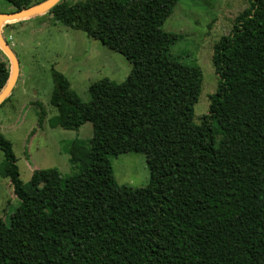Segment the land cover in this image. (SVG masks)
<instances>
[{
	"label": "trees",
	"instance_id": "1",
	"mask_svg": "<svg viewBox=\"0 0 264 264\" xmlns=\"http://www.w3.org/2000/svg\"><path fill=\"white\" fill-rule=\"evenodd\" d=\"M176 2L59 0L46 11L130 69L120 82H91L85 102L51 69L47 125L91 124L86 146L70 142L67 176L41 168L22 182L0 133V174L17 198L0 216V264H264V0H247L213 43L217 83L198 123L201 70L170 54L180 35L161 28ZM0 53L1 90L9 67ZM127 151L145 157L143 186L114 179L108 156Z\"/></svg>",
	"mask_w": 264,
	"mask_h": 264
},
{
	"label": "rangeland",
	"instance_id": "2",
	"mask_svg": "<svg viewBox=\"0 0 264 264\" xmlns=\"http://www.w3.org/2000/svg\"><path fill=\"white\" fill-rule=\"evenodd\" d=\"M41 1L30 0L29 5ZM64 1L72 4L84 0ZM246 5L247 0H177L161 25L164 31L180 35L171 45L170 54L182 63H196L201 70L200 91L192 106L194 123L207 112L208 95L216 88L212 45L229 32L234 16ZM13 10V6L0 0V13ZM0 32L18 62L16 80L0 103V133L11 143L19 179L26 182L32 170L49 167L67 176L76 170L69 161L70 142L77 138L86 146L91 124L84 122L76 130L47 125L48 117L55 113L49 104L51 69L62 73L68 88L85 102L91 82L101 78L120 82L129 72L130 64L99 40L54 21L46 12L4 20L0 23ZM3 58L0 53V59ZM7 64L10 68L8 58ZM36 102L45 112L39 124ZM108 160L118 184L139 187L147 183L149 171L141 152L110 155ZM16 205L17 198L8 178L0 174V216L6 220Z\"/></svg>",
	"mask_w": 264,
	"mask_h": 264
},
{
	"label": "water",
	"instance_id": "3",
	"mask_svg": "<svg viewBox=\"0 0 264 264\" xmlns=\"http://www.w3.org/2000/svg\"><path fill=\"white\" fill-rule=\"evenodd\" d=\"M59 0H43L35 5H28L24 8L14 9L10 12L0 13V23L7 19H20L26 18L33 15H38L46 12L51 6H53ZM0 50L5 54L10 63L9 74L6 80V83L0 90V103L7 97L9 94L16 77L18 75V62L12 52L7 41L4 39L0 32Z\"/></svg>",
	"mask_w": 264,
	"mask_h": 264
}]
</instances>
